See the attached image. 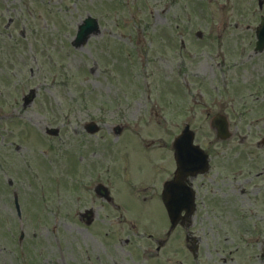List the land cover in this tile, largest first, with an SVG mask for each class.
<instances>
[{"label":"rangeland","instance_id":"obj_1","mask_svg":"<svg viewBox=\"0 0 264 264\" xmlns=\"http://www.w3.org/2000/svg\"><path fill=\"white\" fill-rule=\"evenodd\" d=\"M263 14L259 0H0V264L156 260L145 251L148 228L165 221L161 186L175 167L165 153L186 114L204 145L234 148L235 173L262 170L264 51L253 48ZM89 15L100 33L75 48ZM31 88L37 96L25 107ZM207 104L231 115L228 142L209 127ZM91 120L96 133L84 127ZM99 182L112 184L121 213L96 195ZM255 183L231 193L237 204L228 212L251 238L243 243L236 232L239 251L264 264V195L261 202ZM87 208L92 224L81 217ZM209 222L199 225L207 234ZM212 244L198 259L170 263L214 264L226 246Z\"/></svg>","mask_w":264,"mask_h":264},{"label":"flooded vegetation","instance_id":"obj_2","mask_svg":"<svg viewBox=\"0 0 264 264\" xmlns=\"http://www.w3.org/2000/svg\"><path fill=\"white\" fill-rule=\"evenodd\" d=\"M229 126L233 129V124L230 122V120ZM236 127L237 126H235V128ZM197 141L200 143L198 135ZM214 145L215 144L205 146L207 153L210 156V166L208 173L186 177V183L195 189L196 194V206L192 215L190 217H186L185 215L187 213V208H184L182 214L185 217L181 219V222L174 229H171L172 224L170 221L164 224H158L157 222L155 225L156 227L148 228L150 230L148 236L150 237L152 243L146 247L145 251L146 253H154L157 251V254L152 255L153 253H151L148 255L151 257H156V260H152L151 264H171L170 261L174 256H179V262L181 263L184 261V258L188 259L190 256L198 259L199 254L201 255L202 246L206 245L210 247L212 243V245H215L216 243L220 242L226 246V249L218 255L211 257L214 258V264H252V253H234L236 248V238L233 236L235 235L236 230L233 227V224L228 222L230 221L229 219H222L220 217L221 211H226L227 208L232 207L234 203V199L231 196L230 191L236 190V184L229 183L231 174L227 171L229 169L234 170L232 169L233 167L230 168L231 160L229 159L234 148H229L226 153H220V150L216 149ZM225 150H227V148H225ZM222 154L228 155V159H226L225 162L224 157L221 156ZM168 156L170 162L172 163L173 153L171 151L168 152ZM220 157H223V159ZM223 167L226 169V172L224 171V173L221 174L220 170ZM169 171H171V169ZM263 176L264 173L257 174L258 178ZM205 179H207V181H211L214 184L217 183V188H209L205 184ZM246 181L250 182L251 179L246 178ZM220 184L223 186H220ZM228 185L233 187L230 188ZM256 187L258 189L260 188L258 185ZM258 192H260V190H258ZM152 199L156 198L153 197ZM106 203H108L109 209L119 210L120 208V206H118L114 201H106ZM160 203H162V200H160ZM163 210L164 207L162 211ZM202 214H211V217L208 215L205 217L201 216ZM206 217L210 219L208 227L209 234H207L205 227L201 228L199 226L204 224V219ZM222 231L224 238L220 237L222 235ZM210 234L211 238L208 237ZM125 242L128 243L130 240L127 239ZM138 248L143 251V247H141L139 244ZM205 258L206 257L203 256L201 259L206 260ZM142 263L145 264V262ZM137 264L140 263L138 262Z\"/></svg>","mask_w":264,"mask_h":264},{"label":"water","instance_id":"obj_3","mask_svg":"<svg viewBox=\"0 0 264 264\" xmlns=\"http://www.w3.org/2000/svg\"><path fill=\"white\" fill-rule=\"evenodd\" d=\"M98 31H99V24H98L97 19L92 16L87 17L84 23L81 24L79 27V31H78L77 37L74 40V44L76 46H80L81 44L86 42V40L92 33H96ZM258 34L260 36V42L258 44L263 46L262 44H264V18L262 21V27L259 28L258 30ZM35 95H36L35 90H31V92L24 98L25 100L24 106H27L28 104H30L33 101ZM94 126H96V124L92 123L88 127H90V129L93 130L95 129ZM47 131L49 133H58V128H48ZM184 137H185V134L181 135L176 142V146L178 150L182 148V142L184 140ZM191 140H192V137H191ZM181 173H182V168L178 170V176L175 180L176 182L179 181V176ZM164 196L165 198H168L169 195L165 194Z\"/></svg>","mask_w":264,"mask_h":264}]
</instances>
